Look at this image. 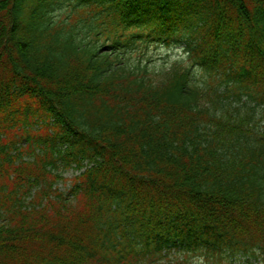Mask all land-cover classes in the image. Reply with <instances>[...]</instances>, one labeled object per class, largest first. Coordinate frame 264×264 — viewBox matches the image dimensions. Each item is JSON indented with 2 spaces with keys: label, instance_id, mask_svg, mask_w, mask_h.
Wrapping results in <instances>:
<instances>
[{
  "label": "trees",
  "instance_id": "obj_1",
  "mask_svg": "<svg viewBox=\"0 0 264 264\" xmlns=\"http://www.w3.org/2000/svg\"><path fill=\"white\" fill-rule=\"evenodd\" d=\"M172 249L264 260V0H0V264Z\"/></svg>",
  "mask_w": 264,
  "mask_h": 264
},
{
  "label": "rangeland",
  "instance_id": "obj_2",
  "mask_svg": "<svg viewBox=\"0 0 264 264\" xmlns=\"http://www.w3.org/2000/svg\"><path fill=\"white\" fill-rule=\"evenodd\" d=\"M158 49H162L163 50V48L162 47H158ZM179 52L180 51H177L176 49H173V50H169V51H161V55H164V54H168V56L169 55H177V54H179ZM201 264V263H200Z\"/></svg>",
  "mask_w": 264,
  "mask_h": 264
}]
</instances>
